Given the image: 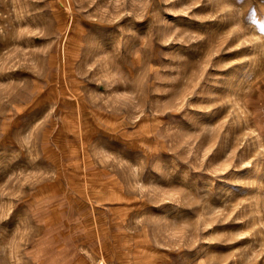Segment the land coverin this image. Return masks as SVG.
Listing matches in <instances>:
<instances>
[{
    "label": "rangeland",
    "instance_id": "obj_1",
    "mask_svg": "<svg viewBox=\"0 0 264 264\" xmlns=\"http://www.w3.org/2000/svg\"><path fill=\"white\" fill-rule=\"evenodd\" d=\"M100 259L264 264V0H0V264Z\"/></svg>",
    "mask_w": 264,
    "mask_h": 264
},
{
    "label": "bare ground",
    "instance_id": "obj_2",
    "mask_svg": "<svg viewBox=\"0 0 264 264\" xmlns=\"http://www.w3.org/2000/svg\"><path fill=\"white\" fill-rule=\"evenodd\" d=\"M63 8H64V7H63ZM70 22H71V21H70ZM69 26H70V24H69ZM69 26H68V27H69ZM67 29H68V28H67ZM78 111H79V110H78ZM82 148H83V147H82ZM82 150H83V149H82ZM83 156H84V155H83ZM85 177H86V176H85ZM99 261L102 262V264H107L106 261H105L104 259H102V260L100 259Z\"/></svg>",
    "mask_w": 264,
    "mask_h": 264
}]
</instances>
